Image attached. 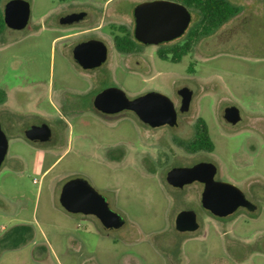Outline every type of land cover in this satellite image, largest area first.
Returning <instances> with one entry per match:
<instances>
[{
	"label": "rangeland",
	"instance_id": "1",
	"mask_svg": "<svg viewBox=\"0 0 264 264\" xmlns=\"http://www.w3.org/2000/svg\"><path fill=\"white\" fill-rule=\"evenodd\" d=\"M27 1L26 25L0 35L6 92L0 125L8 140L0 165V264H264V199L256 214L213 215L201 206L198 187L178 190L165 181L166 171L185 159L155 149L169 132L150 131L131 111L104 119L92 103L108 85L130 98L147 91L172 96L191 85V106L208 125L221 177L239 185L250 180L251 190L264 191V0H229L241 11L179 61L160 58L159 45L136 41V54L126 59L115 50L107 73L96 71L95 79L76 63L72 47L104 36L110 53L109 21L82 33L83 24H59L60 0ZM76 1L101 10L105 0ZM126 2L131 28L134 0ZM190 13L193 21L197 12ZM230 102L241 111V131L219 139L214 130L224 128L222 110ZM40 121L53 139L27 140L24 128ZM190 127L181 122L177 134L187 138ZM73 177L103 195L123 225L106 231L94 215L66 211L59 193ZM184 207L198 216L194 231L174 227Z\"/></svg>",
	"mask_w": 264,
	"mask_h": 264
},
{
	"label": "water",
	"instance_id": "2",
	"mask_svg": "<svg viewBox=\"0 0 264 264\" xmlns=\"http://www.w3.org/2000/svg\"><path fill=\"white\" fill-rule=\"evenodd\" d=\"M30 5L27 0H7L3 4V17L6 26L13 29L23 28L29 18ZM83 12L62 15L60 23L71 22L81 18ZM134 38L143 44L156 45L181 36L189 26L191 14L183 3L177 0H144L138 2L134 9ZM74 59L84 68L99 65L106 59V44L98 38L83 40L73 47ZM182 96L180 109L188 107L191 90L183 87L179 90ZM94 106L106 113H114L122 109H130L141 120L158 125L175 124L176 112L169 97L158 91H147L135 97H128L119 87L109 86L94 98ZM224 117L236 122L239 118L237 108L228 107ZM51 134L48 124H32L24 130V136L32 142L46 141ZM8 148V140L0 125V165ZM215 165L212 162L199 161L191 166H175L168 170L167 181L172 185H182L193 180L204 183L201 193L202 206L215 216H225L233 212L237 206L245 205L249 209L254 204L247 200L242 190L234 183L214 179ZM59 202L68 212L94 215L104 230L118 228L123 225V217L112 210L105 197L94 189L82 177H73L61 186ZM198 223L193 210H181L175 219L179 230H194Z\"/></svg>",
	"mask_w": 264,
	"mask_h": 264
},
{
	"label": "flooded vegetation",
	"instance_id": "3",
	"mask_svg": "<svg viewBox=\"0 0 264 264\" xmlns=\"http://www.w3.org/2000/svg\"><path fill=\"white\" fill-rule=\"evenodd\" d=\"M60 1L63 4L62 8H61L63 10L59 13L58 20H59V18L62 15H66V14L74 13V12L75 13L76 12H83V15H82L81 18H79L77 20H73L71 22L59 23L61 26L74 27V26H79V25L83 24V25L86 26V28H82L79 31H82V30L87 31V30L101 28V27L104 26L103 25V21L104 20H105L106 23H107V21H109L107 23V28L109 29V32L111 34L112 46H113V34L118 32L119 26L123 25L127 30H131L132 33H133V31H134L133 9H134L135 5L138 2H141V1H144V0H137V1L134 0V4L132 6L133 26L131 28L129 27L128 22H127L130 19L131 16H130V12L127 9L126 0L125 1L124 0H105L104 1V5L101 7V10L97 6H95L93 3H90V2H87V3H84V4H79V2H77L76 0H60ZM115 19H118V21H120V22L118 24H115L113 22ZM6 27H8V26H6ZM8 28H10V27H8ZM11 29H13V28H11ZM1 33H0V35H1ZM179 37H181V36H179ZM179 37H177V38H179ZM91 38L101 39L106 44V47H107L106 59L104 61H102L99 65H96L94 67H89V68L88 67L84 68L76 60L75 61L80 67L85 69L94 78V76L96 77L97 74L93 75V73L100 72L102 75L107 73L110 64L113 63V61H115L113 59V57L115 56V52H114L115 48L109 53L107 39L104 36L87 37V38L82 39L80 41L88 40V39H91ZM175 39L176 38H174L172 40H175ZM172 40H169V41H172ZM80 41H78V42H80ZM169 41L160 42V43H158L156 45L158 46V45H160L162 43H166V42H169ZM138 42H140V41H138ZM140 43H142V42H140ZM73 47H72V50H73ZM193 50L195 51V48ZM134 54H136V51L123 53V56L126 57V59H127L129 56H132ZM72 56H73V52H72ZM212 82L217 84V86H214L213 88L221 89V85H220V83L217 80L208 81L209 85L212 84ZM201 83H203V82H201ZM204 83H207V82H204ZM109 86H113V85H108V86H105L102 89L98 90L93 96L92 103L94 101V98H95L96 94L99 93L100 91H102L103 89L109 87ZM183 87H188L191 90V98H190L188 107L186 109L181 110L180 107H181L182 96L179 93V90L181 88H183ZM210 88H212V86H210ZM194 95H195V93H194L193 87L191 85L184 84V85H181L180 87H178L173 92L172 96H168L169 99L172 101L173 107H174L175 112H176V123L175 124L162 123V124H158V125H151L150 123L145 122V121L141 120L140 118H138V116L135 114V112L130 110V109H122V110L114 112V113H106V112H102V111L98 110L94 106V103H93V107H94V109L96 111H98V113L104 119H108V120L111 117L122 116V115H124L126 113V111H131L132 113H134V115L136 116L138 121H140V123H142L148 129H150V131L163 130V131L169 132V136L162 137L163 139L161 140V144L158 145L157 147H155V149H158V147L160 148V150L161 149H165L164 152L162 153L165 157L170 156V157H173V158L174 157L178 158V157L182 156L185 159L184 160H180V161H183L184 163L178 164V165H173L168 170H170L172 167H175V166H191V165H193V164H195V163H197L199 161L212 162L215 165V172H214V175H213L214 179L226 180V181H230V182L234 183L235 185H237L242 190L245 198L254 204V208L253 209H249L245 205H239L230 214L234 213L237 209H242L243 211H245L248 214H256L258 212V210H259L258 201H261V200L264 199V191L251 190L249 188V186H248V184L250 183V180L244 182V185H239L238 183H236L234 181L228 180L226 178H222L221 177V171H220V168H219V163H218L216 157L214 155H212V152H213V150L215 148V144H214V146H213V148L211 150H204V149H199V148H197L195 150H187L184 147L183 143L188 142L194 136V133H195L194 122H195V120L198 117H201V116H199L197 114L196 109H193L192 106H191V101H192ZM231 106L237 108L238 113H239V118L236 120V122H231V121L227 120L224 117V115H223L225 109L228 108V107H231ZM240 120H241V111H240L238 105L233 103V102L228 103L224 107V109L222 110V115H221V121L224 124V125L222 124L224 128H220L219 130H216V129L214 130V133H215L216 137H218L220 139V138H223V135L225 136V135H228V134H235V133L241 131V129H240L241 127L237 126L238 123L240 122ZM181 122H183L184 124L185 123H191V127H190L189 134H188L187 138L182 137V136L177 134V128L180 127ZM42 123H46V122L45 121H40V122L35 123V124H42ZM29 126H31V125H29ZM29 126H27L26 128H28ZM207 127H208V125H207ZM26 128H24V130ZM24 130H23V135H24ZM208 133L210 134L209 128H208ZM210 137H211V134H210ZM52 139L53 138H52V131H51V134H50L49 138L46 141H43V143L44 142H48V141H50ZM211 139H212V137H211ZM212 141H213V139H212ZM213 143H214V141H213ZM156 154H158V153L156 152ZM168 170L166 171V174H167ZM166 174H165V181L167 182L168 185H170V187H173V188L178 189V190H183V189H185V187H189V186H193V185L198 187V189H199V201H200V204L202 206L201 193H202V191L204 189V183L203 182L198 181V180H193L191 182H187V183H184L182 185H172V184H170L167 181ZM203 208H205V207H203ZM181 210H193V209H191V207H184ZM206 210H208V209H206ZM180 211H178V213ZM194 213H195L196 221L198 223L197 227L194 229V230H196L199 227V219H198V216H197L195 211H194ZM177 214H176V216H177ZM230 214H227L225 216H228ZM176 216H175V219H176ZM175 219H174V227H175V229L177 231H179V232L194 231V230H179V229H177L176 226H175Z\"/></svg>",
	"mask_w": 264,
	"mask_h": 264
},
{
	"label": "trees",
	"instance_id": "4",
	"mask_svg": "<svg viewBox=\"0 0 264 264\" xmlns=\"http://www.w3.org/2000/svg\"><path fill=\"white\" fill-rule=\"evenodd\" d=\"M0 0V33L6 27L3 17V5ZM190 11L197 12V17L191 21L187 29L181 35V39L162 43L157 48V55L162 59H170L173 62L179 61L181 57L193 50L198 41L215 32L223 23L241 11V7L229 0H177ZM131 30H127L123 25L119 26L118 32L113 34V46L120 53L136 51L135 42ZM192 69V64H189ZM6 100V92L0 87V106ZM194 136L191 140L183 143L187 150L197 148L211 150L214 143L208 133L206 121L198 117L194 122ZM20 227V226H19ZM18 227H14L7 237H12ZM5 237V239L7 238ZM3 239V238H2Z\"/></svg>",
	"mask_w": 264,
	"mask_h": 264
},
{
	"label": "crops",
	"instance_id": "5",
	"mask_svg": "<svg viewBox=\"0 0 264 264\" xmlns=\"http://www.w3.org/2000/svg\"><path fill=\"white\" fill-rule=\"evenodd\" d=\"M79 32H82V33H84L85 32V30H82V31H79ZM122 56H123V53H120Z\"/></svg>",
	"mask_w": 264,
	"mask_h": 264
}]
</instances>
